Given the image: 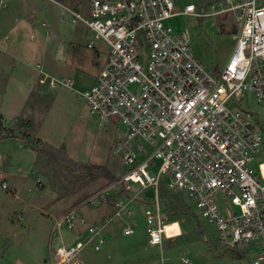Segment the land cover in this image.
<instances>
[{
    "label": "built area",
    "instance_id": "2783aa9c",
    "mask_svg": "<svg viewBox=\"0 0 264 264\" xmlns=\"http://www.w3.org/2000/svg\"><path fill=\"white\" fill-rule=\"evenodd\" d=\"M86 1L85 15L61 5L63 19L68 14L88 28L87 47L107 56L93 86L80 94L101 126H120L112 152L126 169L86 202L109 210L100 221L90 222L75 208L56 222L52 240L62 227L75 240L52 245L50 264H85L83 251H101L104 231L115 221L124 224V236L134 235L125 223L139 202L146 205L148 243L161 252L156 264H173L163 243L180 237L182 226L163 215L162 178L168 190L188 195L226 251L264 264V135L242 106L249 99L264 103V0H222L208 12L191 3L180 8L175 0ZM218 15L233 16L236 43L215 73L195 56L188 31L169 21ZM39 71V83L50 89L73 86L72 79ZM155 160L161 163L154 174ZM148 189L153 207L142 200ZM178 264L193 263L181 256Z\"/></svg>",
    "mask_w": 264,
    "mask_h": 264
},
{
    "label": "rangeland",
    "instance_id": "374dc122",
    "mask_svg": "<svg viewBox=\"0 0 264 264\" xmlns=\"http://www.w3.org/2000/svg\"><path fill=\"white\" fill-rule=\"evenodd\" d=\"M175 1L180 8L191 3L203 12L219 2ZM87 4L86 0H0V106L6 127L13 126L18 117L31 120L43 144L64 147L75 163L108 162L117 176L126 169L122 160L111 153L120 126L113 122L101 126L80 94L95 83L98 66L94 58L102 65L107 56L87 47L90 36L84 24H73L68 14L62 17L65 12L61 5L85 15ZM169 23L178 31H188L193 52L207 70L224 68L236 43L232 15L180 16ZM39 70L56 80L72 79L73 86L57 84L50 89L41 85ZM242 106L253 115L264 135V103L249 99ZM48 111V120L39 130ZM262 152L264 160V144ZM0 156V264H50L52 245L62 240L70 245L75 240L65 227L60 229L61 237L52 240L56 222L75 208H80L85 218L98 219V212L86 202L108 181L98 180L77 195L53 203L59 194L72 189L74 171L57 166L47 157L37 159L33 150L15 139L0 140ZM57 157L64 161L61 153ZM160 163L154 161V174ZM159 195L163 215L182 226L180 237L164 240L163 255L169 263L178 264L179 257L186 256L193 264H252L250 256L233 260L231 252L220 243L215 227L200 216L186 193L168 190L162 178ZM143 199L153 207L151 189ZM145 208L144 203H137L134 215L125 223L134 228V235L124 236V224L115 221L104 231L101 251H94L92 246L83 251L85 264H156L161 252L148 243ZM174 228L169 226V230Z\"/></svg>",
    "mask_w": 264,
    "mask_h": 264
},
{
    "label": "trees",
    "instance_id": "16d2710c",
    "mask_svg": "<svg viewBox=\"0 0 264 264\" xmlns=\"http://www.w3.org/2000/svg\"><path fill=\"white\" fill-rule=\"evenodd\" d=\"M214 72L218 73L219 69H215ZM35 133L36 128L31 120H27L24 117H18L14 119L13 126L6 127L4 124V118L0 113V140L15 139L20 142L24 148L33 150L37 154V159L40 160L41 158L47 157L57 166L70 169L76 173L72 189H68L59 194L53 203H56L66 197L77 195L84 188L97 182L98 180L103 179L108 182H113L117 179V176L109 169L108 162L103 165L75 163L68 157L64 147L56 148L48 144H43V141L38 138ZM57 153H61L63 155L64 161H60L58 159ZM111 153L113 152L111 151ZM231 254L233 256V260L235 261L244 258L242 253L232 252Z\"/></svg>",
    "mask_w": 264,
    "mask_h": 264
},
{
    "label": "crops",
    "instance_id": "0c3cea01",
    "mask_svg": "<svg viewBox=\"0 0 264 264\" xmlns=\"http://www.w3.org/2000/svg\"><path fill=\"white\" fill-rule=\"evenodd\" d=\"M94 63H95V65L96 66H98V72H97V75H98V73H99V70H100V64H99V61H98V59L97 58H94ZM96 75V76H97ZM96 78V77H95ZM95 78H94V81H95ZM27 105V104H26ZM51 108V107H50ZM49 111H50V109H49ZM49 111H48V113H47V116L45 117V119H44V121H43V123L40 125V127H39V130H40V128H41V126H43L46 122H47V120H48V115H49ZM0 113L2 114V116H3V118H4V123L6 124V122H7V119H6V116L3 114V112L1 111V106H0ZM13 121V120H12ZM6 126V125H5ZM39 130H37V131H39ZM38 133V132H37ZM38 137V136H37ZM39 138V137H38ZM41 139V138H40ZM116 139H117V136L115 137V140H114V144H115V142H116ZM42 140V139H41ZM114 146V145H113ZM113 150V147H112V149H111V151ZM2 157L0 156V159H1ZM11 166H9V168H10ZM8 174V173H7ZM3 176V175H2ZM24 179H27V178H24ZM3 181L4 182H6V183H9L8 185H10V182H9V180L7 179V178H4L3 179ZM95 212H98V214L100 215H98L99 216V220L95 217L94 219H89V218H87L89 221H91V222H97V221H100L101 220V218L103 217V215H104V213L105 212H108L109 210L108 209H104V210H94ZM129 237V236H128Z\"/></svg>",
    "mask_w": 264,
    "mask_h": 264
}]
</instances>
